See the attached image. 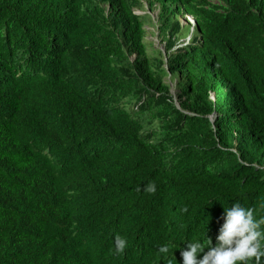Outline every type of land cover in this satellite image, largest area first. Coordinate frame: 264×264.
<instances>
[{"label": "trees", "instance_id": "16d2710c", "mask_svg": "<svg viewBox=\"0 0 264 264\" xmlns=\"http://www.w3.org/2000/svg\"><path fill=\"white\" fill-rule=\"evenodd\" d=\"M155 1L204 35L168 70L139 0H0V264H178L234 202L264 216V0Z\"/></svg>", "mask_w": 264, "mask_h": 264}, {"label": "clouds", "instance_id": "9594fccd", "mask_svg": "<svg viewBox=\"0 0 264 264\" xmlns=\"http://www.w3.org/2000/svg\"><path fill=\"white\" fill-rule=\"evenodd\" d=\"M209 1L215 4L219 11L226 12L227 3L225 0ZM146 2L148 4V12L145 10ZM163 8L164 4L158 1H155L153 6H151L150 0H139L138 5L133 7V11L140 16H149V18L145 19V24L142 27L144 49L150 59H162L165 62V69L168 70L167 62L170 55L186 53L193 48L202 47L204 35L200 31L197 17L188 10L181 11L176 9L173 4H171V8L178 12L171 21L174 28H164L162 32L161 12ZM155 14L157 15V23L153 20H156ZM181 20H184L185 23ZM147 25L157 26V36L161 37L162 40L159 44L156 42L159 48L154 50L153 56L149 54L148 45L146 44ZM185 25H188L187 32L182 36ZM177 28L178 31L176 32ZM131 57L135 58L136 54ZM167 77L171 78L172 76L168 74ZM177 91H179V88ZM175 95L176 93L174 94V103L178 109L190 115H197L195 111L188 108L184 109L183 105H178ZM210 98L215 100V92L212 90L210 91ZM141 104L142 102H133V107L137 109ZM216 117V112L209 115L211 121H214ZM54 162L57 163V161ZM144 190L154 194L156 192L155 183L149 182L144 187ZM222 219L223 223L218 230L215 244H213L210 236L204 243L200 241L188 242L185 247L180 248L181 258L180 260L176 258L178 264H264V227H262L264 226V216L257 219L255 209L246 208L239 201H236L231 207L225 208ZM126 246V239L117 234L115 237V251L123 253ZM158 251L165 257L166 263L164 264H174L173 259L167 258L169 253L168 244L160 246Z\"/></svg>", "mask_w": 264, "mask_h": 264}, {"label": "rangeland", "instance_id": "374dc122", "mask_svg": "<svg viewBox=\"0 0 264 264\" xmlns=\"http://www.w3.org/2000/svg\"><path fill=\"white\" fill-rule=\"evenodd\" d=\"M147 9H148V4L146 2L145 3V10L148 12ZM155 16H156V20L155 19H153V20H154L155 23H157L156 22L157 21V15L155 14ZM181 21L183 23H185L184 20H181ZM187 28H188V25H185L184 34L182 36H184L185 33L187 32ZM146 29H147V32H148L147 36H146V42H147L146 44L148 45V52H149L150 55L153 56L154 50L159 48V46L156 45V42L159 44V43H161L162 40H161V37L157 36V32H158L157 26L147 25ZM178 77H179V79H181V76H178ZM166 81L168 82L169 86L171 87V91L170 92H171L173 100H174V94L176 93L177 89L180 88L179 82L177 83L176 78L173 79V77H171V78L167 77ZM176 97H177V94H176ZM178 99L179 98H177V100ZM177 100H176V102L179 105V101H177Z\"/></svg>", "mask_w": 264, "mask_h": 264}, {"label": "bare ground", "instance_id": "6f19581e", "mask_svg": "<svg viewBox=\"0 0 264 264\" xmlns=\"http://www.w3.org/2000/svg\"><path fill=\"white\" fill-rule=\"evenodd\" d=\"M179 93H180V90L176 92V94H177V97H176V95H175L176 100H177V98H178V94H179ZM177 101H178V100H177ZM177 104H178V103H177Z\"/></svg>", "mask_w": 264, "mask_h": 264}]
</instances>
